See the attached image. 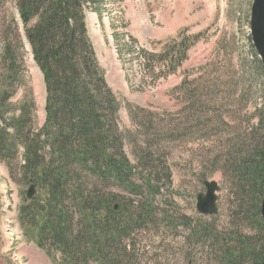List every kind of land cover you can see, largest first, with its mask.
<instances>
[{
  "label": "rangeland",
  "instance_id": "rangeland-1",
  "mask_svg": "<svg viewBox=\"0 0 264 264\" xmlns=\"http://www.w3.org/2000/svg\"><path fill=\"white\" fill-rule=\"evenodd\" d=\"M94 2L87 0L84 13L106 81L115 97L137 107L133 113L140 109V121L149 122L150 129L142 131L134 124L125 105L120 110V125L131 137H138L140 153L149 149L145 145L150 142L155 156L172 173V182L159 187V192H150L140 181V214L148 220L123 242L129 249L128 264H219L222 249L239 247L238 240L254 234L246 211L239 210L242 202L237 196L235 167L229 163V158L235 163L247 159L250 146L264 136L260 114L264 73L251 38L253 0ZM12 18L25 55L12 103L19 109L25 103L24 94L29 96L30 103L25 105L33 109L32 128L37 134L46 118L44 78L24 35L17 0H0V51L2 30L18 46L11 32ZM180 34L192 47L187 60L174 75L155 80L140 51L159 55L162 46ZM186 90L196 91L190 93L196 103L187 110ZM163 121H172L171 138L162 134ZM164 145L169 147L165 152L161 150ZM236 150L246 154L238 155ZM126 154L136 164L129 145ZM139 166L140 171L148 169L142 163ZM0 169V264H55L36 246L35 238L28 236V222L21 223L20 209L30 203L29 185L17 183L22 181L19 176L11 179L1 163ZM205 181L218 182L221 188L217 216L204 217L196 209L198 196L206 193ZM36 186L34 202L42 204L48 195Z\"/></svg>",
  "mask_w": 264,
  "mask_h": 264
},
{
  "label": "trees",
  "instance_id": "trees-1",
  "mask_svg": "<svg viewBox=\"0 0 264 264\" xmlns=\"http://www.w3.org/2000/svg\"><path fill=\"white\" fill-rule=\"evenodd\" d=\"M86 2L17 0L24 35L46 85V121L34 134L33 109L25 105L30 103L29 96L24 94L25 103L21 102L19 109L12 103L25 58L24 44L12 18L11 32L18 46L8 31L1 32L0 65L4 72L0 74V163L11 179L21 177L17 183H34L47 192L45 202L33 200L20 209V216L23 226L26 220L36 229L37 246L53 262L128 264L129 249L123 242L148 220L140 214V181L150 192H159V187L172 182V173L155 156L150 142L145 145H150L149 149L140 153V147H136L138 137L122 129L123 105L142 131L150 129V123L140 121V109L133 113L137 107L122 102L109 87L87 29ZM190 47L185 35L180 34L169 40L159 55L145 50L139 54L146 57V69L157 79L175 73ZM259 69L264 73L261 64ZM185 92L187 110L196 103L190 94L196 91ZM260 110L264 131V103ZM171 123L162 122V134L168 138L173 134ZM127 145L135 157L134 165L126 154ZM168 148L164 145L161 150ZM250 148L247 159L235 163L229 158V163L235 167L233 176L242 202L239 210L246 211L254 234L238 240L239 247L222 249L219 264H264V136ZM141 163L148 169L140 171ZM109 188L117 191L107 193Z\"/></svg>",
  "mask_w": 264,
  "mask_h": 264
},
{
  "label": "water",
  "instance_id": "water-1",
  "mask_svg": "<svg viewBox=\"0 0 264 264\" xmlns=\"http://www.w3.org/2000/svg\"><path fill=\"white\" fill-rule=\"evenodd\" d=\"M251 33L254 46L262 58L264 66V0H254L251 15ZM206 187V194H200L198 197L197 210L200 214L209 216L217 214V193L220 187L216 182H204ZM35 186L31 185L28 191V199L31 200L35 197ZM262 215L264 218V200L262 202ZM34 238L35 232L29 233Z\"/></svg>",
  "mask_w": 264,
  "mask_h": 264
}]
</instances>
